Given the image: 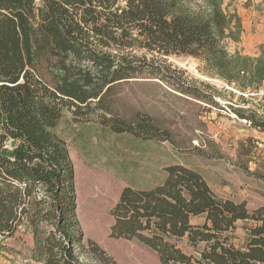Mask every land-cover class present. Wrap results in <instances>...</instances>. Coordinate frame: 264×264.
I'll use <instances>...</instances> for the list:
<instances>
[{"label":"trees","instance_id":"obj_1","mask_svg":"<svg viewBox=\"0 0 264 264\" xmlns=\"http://www.w3.org/2000/svg\"><path fill=\"white\" fill-rule=\"evenodd\" d=\"M234 1L0 0L1 243L25 227L37 264H118L95 242L85 245L82 203L100 228L106 192L91 180L85 199L77 197L69 145L56 129L70 112L76 124L152 138L145 126L138 133L113 118L106 103L116 84L143 74L219 103L221 94L170 83L171 57H193L204 75L241 92L261 88L264 49L252 57L228 46L243 32ZM233 111L264 130L255 114ZM164 171L151 188L122 190L111 237L136 239L162 264H264V206L250 211L245 201L219 196L185 165Z\"/></svg>","mask_w":264,"mask_h":264},{"label":"rangeland","instance_id":"obj_2","mask_svg":"<svg viewBox=\"0 0 264 264\" xmlns=\"http://www.w3.org/2000/svg\"><path fill=\"white\" fill-rule=\"evenodd\" d=\"M230 9L238 10L243 25L241 42H229L230 51L258 56L264 44L250 43L248 35H264V0H235ZM167 65L170 83L197 87L208 95L221 94L219 103L207 104L176 91L167 81L143 74L116 84L106 103L113 108V118L133 125L138 133L145 126L152 138L116 133L97 122L76 124L70 112L56 129L69 145L77 197L85 199L91 180L106 192V207L98 213L100 228L93 226L82 203L78 218L85 245L95 242L118 264H162L154 251L136 239L111 237V210L125 187L145 189L161 183L170 165L199 171L216 194L245 201L250 211L264 206V130L243 124L225 108L244 110L251 116L243 108L246 99L226 90L219 79L204 75L202 63L193 57H171ZM257 119L264 121V115ZM237 235L243 236L242 229ZM33 248V235L25 227L0 243L3 256L18 264H37ZM79 255L86 257L82 251Z\"/></svg>","mask_w":264,"mask_h":264},{"label":"built area","instance_id":"obj_3","mask_svg":"<svg viewBox=\"0 0 264 264\" xmlns=\"http://www.w3.org/2000/svg\"><path fill=\"white\" fill-rule=\"evenodd\" d=\"M226 90L229 92H232L240 97H243L246 99V102L243 104V108L250 111L251 113L255 114L257 117L264 115V85L257 89L252 91H245L241 92L237 90L236 88L225 85ZM225 108L231 112V115L237 119H239L243 124L246 125H252V122L246 118H239L236 113L230 110L228 106H225ZM0 243H1V237H0ZM0 264H18L17 262H13L11 259L6 258L3 256V252L0 249Z\"/></svg>","mask_w":264,"mask_h":264},{"label":"crops","instance_id":"obj_4","mask_svg":"<svg viewBox=\"0 0 264 264\" xmlns=\"http://www.w3.org/2000/svg\"><path fill=\"white\" fill-rule=\"evenodd\" d=\"M258 27V29H259V27H261L260 25L259 26H257ZM243 33V32H242ZM242 36V35H241ZM249 36V39H252L251 41H250V43H252V44H255V42L257 43V44H264V35H259V34H255V35H253V34H249L248 35ZM241 42V41H240ZM239 42V43H240ZM236 44H238V43H236ZM258 51V50H257ZM245 53H249V51H247V50H245L244 51ZM256 55H257V53H256ZM157 184H159V183H156V184H154V185H152L151 187H153V186H155V185H157ZM151 187H146L145 189H147V188H151ZM144 189V188H143Z\"/></svg>","mask_w":264,"mask_h":264}]
</instances>
